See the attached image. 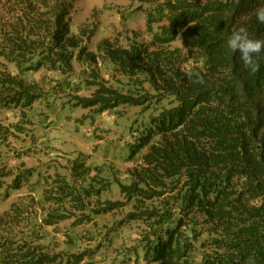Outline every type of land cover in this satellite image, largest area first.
Instances as JSON below:
<instances>
[{
    "label": "trees",
    "instance_id": "trees-1",
    "mask_svg": "<svg viewBox=\"0 0 264 264\" xmlns=\"http://www.w3.org/2000/svg\"><path fill=\"white\" fill-rule=\"evenodd\" d=\"M77 1L0 0V111L49 107L60 94L91 120L139 110L112 132L123 147L129 136L128 154L120 149L129 182L103 177L83 154L69 162L68 179L44 175L38 199L18 197L0 214V264H97L107 252L104 264H264V52L250 74L227 47L240 26L264 38L254 15L264 0H130L145 14L149 43L103 40L96 53L84 44L92 34L73 32ZM20 168L2 202L33 181L35 170ZM114 185L119 200L108 198ZM99 221L103 242L70 252L76 229ZM48 229L60 238L47 242ZM78 238L97 241L83 230Z\"/></svg>",
    "mask_w": 264,
    "mask_h": 264
},
{
    "label": "rangeland",
    "instance_id": "rangeland-1",
    "mask_svg": "<svg viewBox=\"0 0 264 264\" xmlns=\"http://www.w3.org/2000/svg\"><path fill=\"white\" fill-rule=\"evenodd\" d=\"M75 12L73 17V32L78 34L80 29L87 30V34H92L90 41L84 40V44L89 48L90 52L96 53L97 45L103 40H109L114 45L126 47L132 42L149 43L150 37L145 29V14L143 11H137L139 3L130 0H78L74 5ZM75 73L72 81L77 84L86 75V63L81 65L74 64ZM84 71V72H83ZM105 70L101 67V74L105 75ZM84 95V93H80ZM60 98L56 97L55 105L49 107L45 103L37 102L33 108L25 110L0 111V127L8 132V139L1 144L0 147V165H4L3 178L0 182V190L3 192L9 189L16 176H21L22 168L20 164L23 162L26 169L35 170L33 181L24 183V187L19 193H10L7 202H2L0 198V214H2L14 199L20 197L28 199L33 193V198L38 199L42 195L44 183L42 177L44 175H53L59 173L69 178V162L77 156L89 155L88 164L104 168L103 177L109 178L111 181L117 178L119 181L127 183V175L125 174L127 164L121 161L120 149L123 147L117 144L119 132L114 129L115 126L128 125V116H134L139 110L127 109L120 111V115H104L100 118L94 117L91 110H84L80 107H71L70 98L65 94H60ZM50 103L52 100L50 99ZM73 106V105H72ZM24 111L26 116H22ZM17 125L21 132H17L11 126ZM5 128V129H3ZM105 131L109 130L108 140L104 139ZM116 132V134H112ZM105 133V134H104ZM104 134V135H103ZM114 140L111 143V136ZM123 142L126 146L129 136L124 134ZM101 136V137H98ZM117 144V145H116ZM123 147L122 151L128 154V148ZM34 154H33V153ZM119 158V159H118ZM118 159V160H117ZM47 166H50L45 172ZM112 166V167H110ZM111 168H114L112 171ZM38 171L44 173L38 175ZM94 173H92L93 175ZM115 174V177H113ZM46 175V176H47ZM5 177V178H4ZM30 183L38 184V188L34 191L29 190ZM112 200H119L117 187L114 185L112 193L108 195ZM105 199V195L102 197ZM110 219L106 216L104 221ZM98 225L83 224L82 227L76 229L74 236V245L70 248V252L76 253L87 247H95L98 242H103L104 238L99 233L101 227ZM69 226V223L61 225ZM85 231L97 238V241L89 243L88 239H80L81 231ZM16 233L21 232V227L17 228ZM72 234V230L68 233ZM48 241L53 242L60 236L52 235V231L48 229ZM102 240V241H100ZM58 249L66 250L67 243L60 240ZM55 252L58 249L52 248ZM113 255H97V264L111 262Z\"/></svg>",
    "mask_w": 264,
    "mask_h": 264
},
{
    "label": "clouds",
    "instance_id": "clouds-1",
    "mask_svg": "<svg viewBox=\"0 0 264 264\" xmlns=\"http://www.w3.org/2000/svg\"><path fill=\"white\" fill-rule=\"evenodd\" d=\"M254 15L259 23L264 24V6L255 9ZM180 45L184 54L189 55V49L182 44L181 40ZM227 47L232 53H239L243 67L250 74H255L260 70L259 57L264 52V38H252L247 28L240 26L232 30L227 40ZM184 70L191 79L194 74L193 68L188 66ZM199 82H202V80Z\"/></svg>",
    "mask_w": 264,
    "mask_h": 264
}]
</instances>
